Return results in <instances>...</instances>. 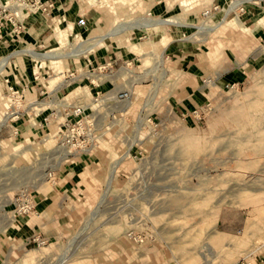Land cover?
Listing matches in <instances>:
<instances>
[{"label":"rangeland","instance_id":"rangeland-1","mask_svg":"<svg viewBox=\"0 0 264 264\" xmlns=\"http://www.w3.org/2000/svg\"><path fill=\"white\" fill-rule=\"evenodd\" d=\"M59 1L63 20L30 15L18 33L8 26L1 35L0 63L25 49L69 56L10 57L0 74V231L33 213L34 206L17 213L21 200L63 179L61 168L76 153L61 147L58 126L80 105L94 127L88 151L104 157L96 181L77 192L56 264L65 257L63 264L93 262L120 237L144 264L236 262L252 251L264 240V74L219 88L211 77L186 78L185 68L195 55L217 56L238 31L241 9L257 0ZM15 4L0 0L1 9ZM147 9L176 12L162 17ZM79 17L83 28L74 24ZM163 34L170 37L165 54ZM194 83L202 94H190ZM101 87L126 98L106 102ZM212 232L230 236L220 253L212 252Z\"/></svg>","mask_w":264,"mask_h":264},{"label":"crops","instance_id":"crops-1","mask_svg":"<svg viewBox=\"0 0 264 264\" xmlns=\"http://www.w3.org/2000/svg\"><path fill=\"white\" fill-rule=\"evenodd\" d=\"M53 1H55L57 8L53 10L52 17L55 20L62 17L63 20L66 16L64 14L66 10L59 9V0ZM257 2L258 5L255 2L251 7L241 9L242 15L235 13L239 16H233L232 20L235 17L238 18L237 27L235 28L238 31L236 33L231 32L229 36L227 35L228 40L225 42L223 40L222 42L225 47H223L222 51L218 52L217 56L214 53L207 54L204 58L206 59L205 61H203V57L202 60L198 61V56L195 55V63L185 68L186 78L197 81L199 78L211 77V80L220 88L226 85L238 87L241 84L250 83L253 78L262 77L264 74V0H257ZM234 10L229 12L225 10L221 13V18L226 20L225 15L230 12L234 14ZM172 12H176V9L146 10V13H149V15H162V17L170 16ZM220 12H214L213 15L217 16ZM35 18L31 19L30 25L34 23ZM37 18L40 19L41 16L38 15ZM47 20L53 19H44V21ZM221 23H224V20ZM105 40H109V38ZM162 40V51L165 54L170 44L169 35L165 36L163 34ZM32 53L36 52L31 49H25L24 51L21 50V52L16 51L5 57V59L3 58L4 60L0 63V74L6 67L10 57L22 54L33 58V60L40 61L68 58L43 57L37 59L33 57ZM189 56L191 55H186L185 58H190ZM105 61L110 60L105 57L104 63H106ZM187 68H192L194 74L190 73ZM114 82H116V78ZM111 87L109 89H102L101 87L100 91H104L103 96L107 99L105 101L110 102L113 99L115 102H121L116 97L123 92L117 89L113 90ZM128 87L130 89L131 85L128 84ZM189 87L193 88L190 94H202V91L198 92L199 86L197 87L196 83L189 85ZM94 152L93 150H89L86 153H76L74 156L66 158L67 161L61 168L63 179L49 184V187H46L44 191L30 197V202L34 206L33 213L14 219V223L0 231V264H35L34 262L36 264H56L64 251L61 243L69 234L66 224L71 219H67V216L72 212L71 215L75 218V209L80 203L76 197L77 192L81 190L82 183L85 181H96L100 173V168L97 167L99 160L97 159H99V155L101 154L97 155V152ZM101 156L104 157V155ZM72 207L74 208L73 211ZM229 237L228 235L225 237V234L220 235L212 232L209 238L212 252L215 254L220 253L222 245L225 242L229 244ZM116 241L108 243V246L111 247L110 251L99 255L98 259H94L93 262L90 258L86 264H144L147 262V259L143 261L145 256H140L138 249L132 248L133 246L121 240V237ZM39 242L43 244L40 245ZM65 259L66 257L59 264H63ZM217 263L235 264L236 262H233L232 259L231 261L220 260ZM65 264H71L69 259H67ZM250 264L260 263L251 261Z\"/></svg>","mask_w":264,"mask_h":264},{"label":"built area","instance_id":"built-area-1","mask_svg":"<svg viewBox=\"0 0 264 264\" xmlns=\"http://www.w3.org/2000/svg\"><path fill=\"white\" fill-rule=\"evenodd\" d=\"M19 4H15L17 9L0 8V42L1 35L4 33V28H11L9 33L19 32L22 30V22L30 15H40L42 18L51 19L53 12V0H15ZM29 2V4H28ZM75 25L79 28L85 26L83 17H79L75 21ZM106 67H111L110 62L105 63ZM103 67V68H104ZM10 95L14 98L18 96V90H13L12 87H7ZM119 99H125L126 94L118 95ZM64 123L58 126L61 129L59 136V143L62 148L69 152L81 153L88 151L91 145L95 142L94 127L92 121L83 116V110L80 105L72 106V109L64 115ZM60 131V130H59ZM16 135V131L14 132ZM33 210V205L30 198H24L20 201V208L17 210L18 214H26ZM129 237V236H128ZM134 243H141L142 239L132 236L129 237ZM39 244H43L39 242ZM251 261L264 264V240L259 243L252 251L240 257L235 264H250Z\"/></svg>","mask_w":264,"mask_h":264},{"label":"bare ground","instance_id":"bare-ground-1","mask_svg":"<svg viewBox=\"0 0 264 264\" xmlns=\"http://www.w3.org/2000/svg\"><path fill=\"white\" fill-rule=\"evenodd\" d=\"M235 8V7H234ZM14 9H16V7H14ZM232 10V9H231ZM163 23V22H162ZM167 23H169V22H167ZM167 23H163L164 25L165 24H167ZM160 24V23H159ZM157 24L155 23V22H153L152 24H149V25H145V26H143V27H137V28H147V27H152V26H156ZM134 27V26H133ZM127 28V27H126ZM126 28H122L121 29V31L122 30H124V29H126ZM114 33H112L111 35H113ZM83 52H85V50L83 51ZM32 55H33V57H35V58H43V57H52V58H57V57H64V56H69V55H67V54H64V55H58V54H50V55H42V56H40V54L38 55L37 53H32ZM71 56V55H70ZM116 167V165L114 166V168Z\"/></svg>","mask_w":264,"mask_h":264}]
</instances>
